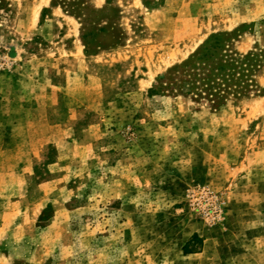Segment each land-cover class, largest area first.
Returning a JSON list of instances; mask_svg holds the SVG:
<instances>
[{
    "label": "rangeland",
    "instance_id": "rangeland-1",
    "mask_svg": "<svg viewBox=\"0 0 264 264\" xmlns=\"http://www.w3.org/2000/svg\"><path fill=\"white\" fill-rule=\"evenodd\" d=\"M218 32L220 106L173 72ZM0 264H264V0H0Z\"/></svg>",
    "mask_w": 264,
    "mask_h": 264
},
{
    "label": "trees",
    "instance_id": "trees-1",
    "mask_svg": "<svg viewBox=\"0 0 264 264\" xmlns=\"http://www.w3.org/2000/svg\"><path fill=\"white\" fill-rule=\"evenodd\" d=\"M231 38L229 32L211 34L194 54L174 67V74L182 76L174 87L183 90L187 86L188 94L205 93L219 106L230 97L247 95L256 85L254 77L262 60L256 53L235 50Z\"/></svg>",
    "mask_w": 264,
    "mask_h": 264
}]
</instances>
